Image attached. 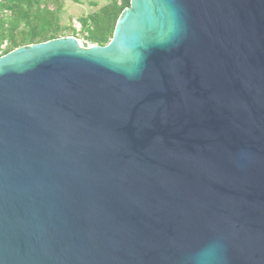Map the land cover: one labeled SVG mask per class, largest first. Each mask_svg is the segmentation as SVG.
Masks as SVG:
<instances>
[{
    "label": "water",
    "instance_id": "95a60500",
    "mask_svg": "<svg viewBox=\"0 0 264 264\" xmlns=\"http://www.w3.org/2000/svg\"><path fill=\"white\" fill-rule=\"evenodd\" d=\"M0 264H264V0L0 57Z\"/></svg>",
    "mask_w": 264,
    "mask_h": 264
},
{
    "label": "trees",
    "instance_id": "16d2710c",
    "mask_svg": "<svg viewBox=\"0 0 264 264\" xmlns=\"http://www.w3.org/2000/svg\"><path fill=\"white\" fill-rule=\"evenodd\" d=\"M66 1L0 0V57L11 51L50 40L73 37L87 45L103 47L113 36L117 20L129 7V0H107L97 11L68 24L62 23ZM97 7L99 0H85Z\"/></svg>",
    "mask_w": 264,
    "mask_h": 264
},
{
    "label": "rangeland",
    "instance_id": "374dc122",
    "mask_svg": "<svg viewBox=\"0 0 264 264\" xmlns=\"http://www.w3.org/2000/svg\"><path fill=\"white\" fill-rule=\"evenodd\" d=\"M83 1L82 4H73L70 1H66L64 6V12L62 14V23L68 24L71 20L76 21L79 18L86 17L87 15L97 11L100 7L107 3V0H99L97 7L88 5L87 1ZM80 44L85 45V42L80 38Z\"/></svg>",
    "mask_w": 264,
    "mask_h": 264
},
{
    "label": "built area",
    "instance_id": "2783aa9c",
    "mask_svg": "<svg viewBox=\"0 0 264 264\" xmlns=\"http://www.w3.org/2000/svg\"><path fill=\"white\" fill-rule=\"evenodd\" d=\"M77 41H78V43L80 44V41H79V40H77ZM80 46L83 47V48H89V47H91V45H87L86 43H85L84 46H82L81 44H80Z\"/></svg>",
    "mask_w": 264,
    "mask_h": 264
}]
</instances>
